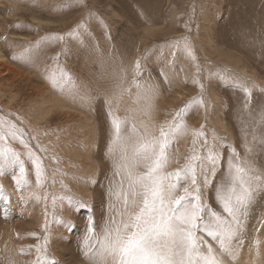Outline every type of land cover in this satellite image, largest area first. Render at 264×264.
I'll return each mask as SVG.
<instances>
[{"label": "rangeland", "instance_id": "rangeland-1", "mask_svg": "<svg viewBox=\"0 0 264 264\" xmlns=\"http://www.w3.org/2000/svg\"><path fill=\"white\" fill-rule=\"evenodd\" d=\"M181 109L163 171L200 157L202 201L226 216L230 162L264 183V0H0V117L19 130L0 141L18 154L0 168V264H34L37 245L54 264H100L96 238L127 187L112 120L156 136ZM239 219L228 251L196 231L200 253L264 264V187Z\"/></svg>", "mask_w": 264, "mask_h": 264}, {"label": "snow or ice", "instance_id": "snow-or-ice-1", "mask_svg": "<svg viewBox=\"0 0 264 264\" xmlns=\"http://www.w3.org/2000/svg\"><path fill=\"white\" fill-rule=\"evenodd\" d=\"M18 58L22 56L13 57ZM48 78L55 86V73ZM184 114L185 109L176 112L174 122L161 126L156 136L139 134L133 125L135 139L131 135H122L120 122L112 120L114 138L110 151L114 145L121 154L118 169L123 170L127 187L124 188L122 182L121 191L114 193L122 202V210L117 213L120 219L111 218L102 235L96 238L98 247L93 257L100 264H219L211 245L207 255L200 253L196 231H203L216 240L224 251H228V245L237 236L239 218L247 214L254 190L264 187V183H260L262 178L250 174L254 169L246 170L230 162L227 183H221L216 189V200L226 214L224 216L202 201L196 166L191 162L200 157L193 155L183 168L164 172L169 163L168 148L172 137L186 128ZM18 132L14 123L0 117V141L6 136L17 138ZM195 135L199 137L203 133L196 132ZM17 160L18 154L12 149L0 148V168ZM141 165L146 170L135 172L134 169ZM36 175L39 185L42 178L39 163ZM189 178L194 186L191 191L187 186L181 187ZM16 183L18 187L28 183L23 166ZM204 183H208L207 177ZM181 191L183 195L178 194ZM92 248L88 245L89 251ZM36 251L34 264H54L46 257V247L37 245Z\"/></svg>", "mask_w": 264, "mask_h": 264}]
</instances>
